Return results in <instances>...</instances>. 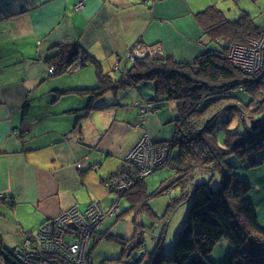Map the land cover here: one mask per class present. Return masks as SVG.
Wrapping results in <instances>:
<instances>
[{
    "label": "crops",
    "instance_id": "1",
    "mask_svg": "<svg viewBox=\"0 0 264 264\" xmlns=\"http://www.w3.org/2000/svg\"><path fill=\"white\" fill-rule=\"evenodd\" d=\"M78 1L84 2L80 10L75 8ZM179 4L174 6L173 0H0V236L7 248L62 210L72 206L84 210L90 203L101 206L99 181L105 185L108 176L101 178L96 169L103 157L117 156L121 168L124 154L142 134L159 144L175 135V106L151 101L152 83L144 82L143 90L134 96L131 107L139 119L126 120L115 114L117 107L127 109L115 98L126 91L133 97L134 87L102 96L74 94L73 89L93 88L98 81L65 82L56 78L60 74L49 72L47 59L59 52L60 45H70L69 49L74 45L85 57L109 59L117 77L131 66L135 45L141 55L152 51L154 56L192 61L209 44L196 18L189 31L174 23L186 8L178 10ZM107 108L111 114H92ZM241 179L253 184L250 199L264 228V163ZM121 225L103 231L128 236L129 225L124 229ZM3 232L12 236L5 239Z\"/></svg>",
    "mask_w": 264,
    "mask_h": 264
},
{
    "label": "trees",
    "instance_id": "2",
    "mask_svg": "<svg viewBox=\"0 0 264 264\" xmlns=\"http://www.w3.org/2000/svg\"><path fill=\"white\" fill-rule=\"evenodd\" d=\"M195 18L202 37L211 38L217 45L209 44L192 61H176L170 56L137 59L119 79L97 70L98 84L78 90L102 96L138 82H150L156 103L173 102L177 121L175 135L168 141L167 157L169 166L175 169L173 173L181 172L176 178L177 184L172 186L180 182L178 186L182 192L168 207L172 209L188 201L189 210L173 251L165 255L167 264H216L209 254L223 239L232 249L222 264H264V228L258 224L257 209L250 199L253 184L237 178L230 163L233 159H246L247 165L243 167L251 169L264 163V112L253 117L263 122L255 129L253 118L250 123L244 119L253 102L260 101V95L264 96V91L258 90L260 84L264 85V77L248 78L226 56L229 44L258 39L264 35V27L246 12L229 20L215 5L199 11ZM70 47L60 45L59 52L47 59L50 65H55L54 74L63 73L80 59L81 50L74 45ZM82 59L85 61L86 57ZM234 119L238 123L229 128ZM228 121V126L224 127ZM219 156L223 160L221 166L226 163L230 168L220 172L221 166L216 167L221 182L213 188L203 177L196 176L202 174L201 169L207 162L210 168L218 166L213 163ZM161 185L149 194L145 179L134 178L125 192L118 193V198H125L128 206L115 216V220L126 213L133 218L142 213L154 217L148 201L149 197L165 191L163 188L167 185ZM105 236V239L123 244L120 237ZM0 260V264H26L13 254L12 248L5 247L1 236ZM158 261L156 256L154 264Z\"/></svg>",
    "mask_w": 264,
    "mask_h": 264
},
{
    "label": "rangeland",
    "instance_id": "3",
    "mask_svg": "<svg viewBox=\"0 0 264 264\" xmlns=\"http://www.w3.org/2000/svg\"><path fill=\"white\" fill-rule=\"evenodd\" d=\"M134 2H138V0H130ZM175 3H180L177 5V9L180 10L181 6L184 7L186 5V8L183 12L179 11L177 16H175L174 23L179 27V29L183 31H189L192 30L195 25V14L199 11H203L206 9V7L210 5H215L218 7L225 15V17L229 20H235L239 16L242 15V13L246 12L249 14L250 17L254 19V21L257 24H261L264 27V0H173V5L175 6ZM82 5L80 7H77L78 5ZM84 6L83 1H78L75 4V8L77 10H80ZM163 34H167L166 30L163 29ZM204 42L210 44V45H217L211 38L207 36H203ZM253 39V38H251ZM251 39H247L245 42H240L238 44L246 46L248 44V41ZM174 45V43H172ZM135 47L131 50V56L129 57V61L131 63V66L135 63L137 59L145 58V57H151L154 56L152 51H145L146 55H140L136 58V52L138 49ZM93 51H95L93 49ZM229 51H230V45L227 46V52L226 56L229 60ZM97 54V52H95ZM80 57H85L83 53L81 52ZM80 61V68H78L77 71L73 73H69L64 71L65 73L60 74L56 78H60L61 80L65 82H71L73 85L77 84H88L91 85L94 83V80L97 81V70H101L102 73L107 74V71L110 72L109 75L115 74L114 79H119L120 77H117L118 72L113 71V64H110L109 59H99L97 57H86V60L84 61L85 64L81 63ZM130 66V67H131ZM52 67L55 70V65H50L49 68ZM116 70L119 69V62L115 64L114 67ZM129 69V68H127ZM124 69L122 74L127 70ZM258 66V69L252 73H246L245 71H241L244 73L248 78H259L261 76L264 77V68L260 69ZM50 72V71H49ZM72 72V71H70ZM55 73V72H54ZM144 82L141 84L138 83V85H132L126 89L118 90V93L125 91L131 87L135 88V93L133 97L128 94L127 91L122 94H118V96L115 98L117 101H121L124 103L127 109L117 107L118 110L115 111V114L117 117L129 119L128 117H134L139 119V114H136L135 111H132L131 105H134L135 98L134 96L137 95L143 90L140 88L143 85ZM140 88V89H139ZM71 93H85V91H80L78 89H73ZM259 91H264V85L258 86ZM78 91V92H75ZM111 93V92H110ZM117 94V93H115ZM88 96V95H86ZM124 96V97H123ZM153 98V97H152ZM260 101H254L253 104L250 106L249 110L245 112L244 119L250 123V119H252L254 116L261 114L264 112V106L262 105L264 102V96H259L258 98ZM153 101V99L151 100ZM114 104H117L116 101H114ZM136 103V102H135ZM224 104V103H223ZM120 106L119 104H117ZM147 106V105H146ZM92 109V108H91ZM150 111L149 108H147L145 111ZM220 110V109H219ZM94 113L92 114H104L108 115L111 111V108H107V110H101V111H95L92 110ZM91 111V112H92ZM175 113L176 110H175ZM97 116V115H92ZM249 116V117H248ZM145 118V117H144ZM235 118H239L235 117ZM237 119H234V123L229 125V128L233 127L236 123H238ZM177 121V119H176ZM176 123V122H175ZM254 123V124H253ZM229 124V121L224 124V127H227ZM252 124L254 129L258 125H262V121H258V119L253 118ZM251 124V125H252ZM231 126V127H230ZM223 128V127H221ZM149 136V134L144 133L142 134ZM141 136V137H142ZM152 138V137H151ZM150 140V138L147 139V141ZM153 140V139H152ZM163 145H166L168 147L167 153H164L163 160L159 161L155 167L151 170V172L147 175H140L136 173V169L132 166L124 167V164H126L125 158L127 157L128 152L132 149L130 148L123 156V165L120 168L121 161L119 158L115 157H106L101 159V166H97V173H100L99 176L101 178H107L110 179V177L120 176L122 179L124 178V171H131L133 177L136 179H145L147 191L149 194H153L156 189L161 187H164L167 185V187H164L163 190H165L163 193L158 195H153L152 197H149V207L154 211L155 216L151 218V216L147 215L146 213H142L141 215L135 216V218L132 217V214L126 213L123 216L118 217L115 220V216L124 210L127 206V200L125 198H118V193L125 192L127 190H121L116 191L112 189V191H108V188L105 187L103 183L99 181V188L98 190L103 195L102 198L99 200L101 204V208L103 212L107 213L110 208H113V215L107 216L105 219V223L102 226V229L99 231V227L97 228L96 235L94 234L89 243L86 245V248L84 249V257L86 264H154L156 256L159 258V261L155 264H167L165 255L171 253L173 251L174 243L177 239V236L182 228V225L187 217V213L189 210V202L183 201L181 204L176 205L174 208H169L168 204L171 203L175 199V197H179L181 194L180 187L178 186L180 182H178L177 186H172L173 184H177L176 178L180 177L178 176L181 174V172L173 173L175 169H173L171 166H169V160H168V151L169 146L168 143H164ZM221 157L217 159L216 162H214V165L219 164L218 166H211L209 162L204 165V168L201 169L202 174L197 175L196 177L201 179L203 177V181H206L211 185V187L216 188L221 182V176L217 172L216 167H220L221 164ZM223 161V160H222ZM219 162V163H218ZM246 159H233L230 161V163L233 164V174L235 173V176L237 178H241L246 175H248L249 170L252 167H243L244 165H247ZM238 165H242V167H239ZM214 168V169H213ZM229 169L230 167L225 163L224 166L220 167L221 170ZM108 169V172L102 173V171ZM118 169V170H117ZM112 172L113 174H111ZM205 172V173H204ZM91 173H94V171H91ZM110 173V174H109ZM109 174V175H108ZM171 175V176H170ZM241 176V177H240ZM104 181V183H105ZM202 181V180H199ZM171 186V187H170ZM160 187V188H161ZM170 187V189L168 188ZM168 188V189H167ZM159 190V189H158ZM112 202H114L112 204ZM112 204V205H111ZM111 205V206H110ZM82 209H84V205L80 206ZM111 211V210H110ZM264 211V210H263ZM119 223H122V227L124 229L125 226L129 225L126 230L129 229L132 230L128 236L124 235H118L116 234L115 230L113 231V236H116L117 238L120 237L122 239L123 244H120L117 241L114 240H108L106 238L107 230L104 232L103 230L107 229L109 226L110 228L117 229L116 225H119ZM102 222L100 223V225ZM101 227V226H100ZM97 232H103L100 235H98ZM127 232V233H128ZM3 236L5 239H8L11 235V233L3 232ZM23 241V240H22ZM21 241V242H22ZM20 242V243H21ZM6 245V244H5ZM18 245V244H17ZM8 246V245H6ZM14 248V247H13ZM12 248V249H13ZM231 245L230 243L223 239L220 240L211 253L209 254V258L211 261L215 262L216 264H222L227 257L230 255L231 252ZM159 253V254H158ZM120 258V260H118ZM1 262V260H0ZM168 264H173L172 262H169Z\"/></svg>",
    "mask_w": 264,
    "mask_h": 264
},
{
    "label": "built area",
    "instance_id": "4",
    "mask_svg": "<svg viewBox=\"0 0 264 264\" xmlns=\"http://www.w3.org/2000/svg\"><path fill=\"white\" fill-rule=\"evenodd\" d=\"M141 2H156L161 0H140ZM82 6L81 4L77 7ZM229 51V61L241 71L252 73L264 68V35L258 39H251L246 46L232 43ZM141 53L136 52V58ZM82 57L67 67V71L80 68ZM259 69V70H260ZM54 74L55 70L50 67ZM140 137L125 158L124 167L132 166L136 173L147 175L155 165L163 160L168 147L156 143L151 136ZM150 140L147 141V139ZM79 168L81 164L77 165ZM124 178L110 177L105 181L107 188L121 191L128 188L133 182L131 171H124ZM113 208L105 213L98 203H90L84 210L72 206L62 210L54 218L47 220L35 233L23 239L12 252L26 264H86L84 249L93 235H96L100 223L107 216L113 215Z\"/></svg>",
    "mask_w": 264,
    "mask_h": 264
},
{
    "label": "water",
    "instance_id": "5",
    "mask_svg": "<svg viewBox=\"0 0 264 264\" xmlns=\"http://www.w3.org/2000/svg\"><path fill=\"white\" fill-rule=\"evenodd\" d=\"M145 55H146V54H145ZM81 63L85 64L84 61H82ZM253 124H254V123H253ZM253 127H255V125H254ZM5 247H6V246H5ZM6 248H7V247H6Z\"/></svg>",
    "mask_w": 264,
    "mask_h": 264
},
{
    "label": "flooded vegetation",
    "instance_id": "6",
    "mask_svg": "<svg viewBox=\"0 0 264 264\" xmlns=\"http://www.w3.org/2000/svg\"><path fill=\"white\" fill-rule=\"evenodd\" d=\"M151 57H153V56H151Z\"/></svg>",
    "mask_w": 264,
    "mask_h": 264
}]
</instances>
